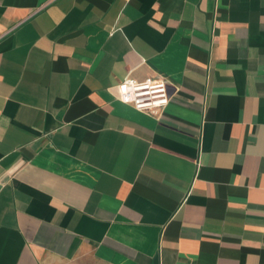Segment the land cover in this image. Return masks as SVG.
Masks as SVG:
<instances>
[{
  "label": "crops",
  "instance_id": "crops-1",
  "mask_svg": "<svg viewBox=\"0 0 264 264\" xmlns=\"http://www.w3.org/2000/svg\"><path fill=\"white\" fill-rule=\"evenodd\" d=\"M0 264H264V0H0Z\"/></svg>",
  "mask_w": 264,
  "mask_h": 264
},
{
  "label": "built area",
  "instance_id": "built-area-1",
  "mask_svg": "<svg viewBox=\"0 0 264 264\" xmlns=\"http://www.w3.org/2000/svg\"><path fill=\"white\" fill-rule=\"evenodd\" d=\"M116 99L141 112L162 109L168 102L165 82L160 78H145L136 81L124 78L116 86Z\"/></svg>",
  "mask_w": 264,
  "mask_h": 264
}]
</instances>
